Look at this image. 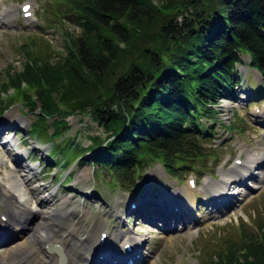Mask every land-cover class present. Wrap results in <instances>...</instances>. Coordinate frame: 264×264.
<instances>
[{
    "label": "trees",
    "instance_id": "trees-1",
    "mask_svg": "<svg viewBox=\"0 0 264 264\" xmlns=\"http://www.w3.org/2000/svg\"><path fill=\"white\" fill-rule=\"evenodd\" d=\"M67 3V18L80 31L66 33L65 52L34 55L24 45L22 68L0 86V112L20 97L34 113L30 136L54 140L74 114L102 128L104 137L90 136L85 147L53 143L52 157L65 151V165L90 162L126 189L154 161L177 178L212 155L202 145L210 127L201 120L214 121L211 106L235 98L241 53L264 85V0ZM9 86L15 99L1 96ZM206 264H264V226L243 232Z\"/></svg>",
    "mask_w": 264,
    "mask_h": 264
},
{
    "label": "rangeland",
    "instance_id": "rangeland-1",
    "mask_svg": "<svg viewBox=\"0 0 264 264\" xmlns=\"http://www.w3.org/2000/svg\"><path fill=\"white\" fill-rule=\"evenodd\" d=\"M25 3L31 5L30 10L33 16L29 19L21 18L20 6ZM67 8H69L67 0H0L1 21H4L5 13L3 11L8 9L16 11L13 14L15 20L12 23L1 24L0 21V86L10 75L8 72L12 74L22 68L26 59L24 45L28 46L34 55L57 56L65 52L66 36L76 37L80 31L77 25L68 20ZM236 81V101L230 100V98H221L216 105L211 106L215 111V118L209 135L202 139V145L212 155L201 163L200 168L196 162L189 163L192 169L182 170L181 174L178 171V176L175 178V176L165 174L160 165L155 163L151 167H147V170L142 172L141 178H138L137 184L139 185L157 184L155 187L158 191L156 192L153 188L151 193L152 195L160 194V197L157 198L159 202L173 198L179 200L180 205L189 206L190 202L188 203L181 194L190 195L194 202L199 198L203 199L207 194L206 191L220 190L224 179L228 185L231 184L228 179L233 178L234 173L244 170L241 166L236 165L238 160L246 161L247 164L251 157L264 153V128L258 121L260 118L256 117L263 114L261 112L264 111V95L258 96L257 94L256 98L249 97L252 93H257L256 90L264 92V85H261L260 76L250 71L249 66L239 67L238 64ZM6 89L7 92L1 95L4 98L11 96L15 99L19 96L13 87L9 86ZM246 97L250 99L244 100ZM35 103L37 104V101ZM1 116L0 184L9 188L8 176L9 173H12V178L16 183V186L12 188L13 191L15 190L14 194L16 193L14 198L18 202H22L25 197L28 198V205H30L28 210L30 212L40 208L37 206L36 199L43 198L49 201V204L45 205V208L43 207L45 211L62 207L70 209L65 224L61 223V226L84 225L76 230L73 237L76 241L88 239L91 248L96 243L95 239L100 229L110 225V239L115 233L119 235L124 230L121 235L123 238L128 229L146 235L139 236L146 239V246L144 247L148 259L145 260L143 257L137 264H206L209 256L229 248L231 243L238 241L243 232L244 234L254 232L258 225L264 226V166L256 168L260 175L258 181H250L256 187L247 194H241L234 208L228 212H226L228 209L223 210L217 216H215L214 211L209 209L206 214H204L205 210L199 209L197 212L199 215H204L201 219L203 221H200V217L194 216L193 219L199 224L192 229L168 230V227L180 225L186 218H172L162 210L154 209L151 211L149 207L141 208L138 213L130 215L129 224L120 226L121 222L116 216L123 211L125 216L126 206L133 201L131 197L128 200L129 194L132 193L135 196L145 191L140 190L139 192L134 188L132 191L126 192L123 190L124 188L118 187L113 182L109 183V177L105 173L96 174V166L90 162L74 161L68 165L59 166L57 161L64 159L65 151L53 156L54 160H57V164L46 165V162L52 157V149H55L57 143L62 146L69 142H78L85 147L89 144L90 136L102 135L104 137L102 128L92 121L90 116L79 114L69 116L67 118L68 129L61 136L52 139L50 148L45 143L51 139H34V136L27 135L26 132L35 120V115L22 102L14 103ZM202 123L205 126L209 125V122L204 118H202ZM48 127L49 133L52 132V128ZM9 138H12L13 143L6 145L10 151L7 152L4 143ZM53 143L55 144L52 145ZM16 151L29 153V156L21 161V165L27 167L25 166L26 161L32 159L33 170L28 171L29 169L25 168V171L20 169L18 173L12 172L15 167L13 158L18 155L11 157V154L16 153ZM234 165L237 168H231ZM230 168L235 169V171H231ZM147 174L148 178L146 177ZM23 176L31 177L33 181L26 185ZM190 179L196 182L194 188L188 184ZM207 182L209 185L205 188L206 191H203L202 186ZM42 187L45 190L39 193L37 198H32L29 190L35 188L42 190ZM233 188H235L234 191L245 192L241 185H234ZM52 195L54 198L50 202L49 199ZM0 197V214H6L8 208L3 203L5 196L0 195ZM135 197L138 199L137 196ZM166 204H169V201L165 202ZM30 216L33 223L31 228L37 227V230L44 228L41 225L43 217L39 218L40 216L35 212H32ZM78 218H82L83 223H80ZM48 220L50 223L54 222L51 218ZM6 222L10 223V220L7 219ZM27 223H30V219L27 220ZM54 228L58 229L55 225ZM11 230L13 233L16 232L13 225ZM31 233L32 230L27 232V234ZM18 238L20 237H12L8 244H5L9 240L7 236L2 238L5 241L0 243L1 254L8 247L15 246L14 243ZM120 241V239L117 241L118 247ZM82 252L83 260V255L90 253V249H85ZM97 255L95 259L98 258ZM109 259L112 260L111 257ZM101 263L105 264V261H101Z\"/></svg>",
    "mask_w": 264,
    "mask_h": 264
},
{
    "label": "bare ground",
    "instance_id": "bare-ground-1",
    "mask_svg": "<svg viewBox=\"0 0 264 264\" xmlns=\"http://www.w3.org/2000/svg\"><path fill=\"white\" fill-rule=\"evenodd\" d=\"M3 12L5 13L4 21L0 20L1 24L7 23V22L12 23L14 20L13 19L14 16L10 12V10L8 9L7 11H3ZM11 157H13V155H11ZM21 158H22L21 155H18L13 158L15 162V167L12 170V172L18 173L20 172V169L25 171V169H23L22 165L20 164ZM256 162L258 163L260 167L264 166V153H262L259 156L251 157L248 160L247 164H246V161H243V164L241 165V167L244 168V171L246 172V171H249L252 168L251 165L255 164ZM30 170H32V168H29L28 171ZM230 170L235 171V169L232 170L231 168ZM12 176L13 174L9 173V176H8V180L10 182L9 188L5 187V185L3 184H0V195L5 196L3 203L8 208V211L6 212V214L1 213L0 217L1 215H6L7 216L6 220L7 219L10 220V223L6 222V220L4 222L0 221V243H3L5 241V239H2V238H5V236H7V239L9 238L12 239V237L11 236L9 237V234H8L10 233V231L1 233L3 229V225H5L6 227L7 225L12 224V222L14 223V227L16 228L15 231L18 232V233H15L14 235H17V237H20V238H18L17 241L14 243L15 246L8 247L7 249H5V251L2 254L0 252V264H57V258H58L57 252L55 250H48L45 247L47 244H56L58 246V249L64 259L63 264H101V261H105V264H111L112 261H115V263L117 264L121 262L123 260L124 255L128 253V252H124L123 249H120L118 247L117 241H119V239L123 241L126 238L127 240L122 244V246L128 242H131V250L133 251H137V249L140 248L143 245V243L146 241L145 238L143 239L140 236L137 238H132L130 235L128 236L125 235L122 238L121 235H118V233H115L111 239L108 238L107 236L106 240H108V242L106 246L97 245L96 247H94L93 245V247L91 248L90 241L88 239L84 241L81 239L79 241H76L73 236L75 235L76 230L79 229L80 226L83 227L84 225L77 226L75 224V225H68L66 227L61 226V223L65 224L66 217L68 216V214H70L68 212L70 211V209H65L64 207H62V208H54L51 211H48V210L45 211L43 207L45 208L46 207L45 205H48L49 201L43 198V199H36L37 206H39L40 208L34 211L31 210L30 212L28 210L29 207L26 206V204H28V198L25 197V199H23L24 201L23 204H20L19 202L15 201L14 196L16 193L14 194V191L12 190V188L16 186L15 185L16 183H14L15 181L12 178ZM23 178H24V184L26 185H28L30 182L33 181L32 178L28 176H23ZM241 179L242 178H238L237 181H240ZM205 186L207 187V184H205ZM226 186L228 188L230 184L229 185L227 184ZM41 189L42 190L35 188V189H30V190L28 189V190H29V194L31 195V197L35 199L37 198L39 193L45 190V188L43 187ZM220 197H221V203L231 198V196H228L227 194H223ZM53 198L54 197L52 195L49 199L50 202L53 200ZM137 198L138 199H133V200L137 205L141 206L142 203L144 202V199H143L144 194L139 195ZM167 201H170V200H166L165 202ZM165 202L163 201L159 202V200L156 199L151 204V206L156 205V204L165 205ZM185 203L187 204V202ZM160 205H157V207H152L150 208V210L153 211L154 209H156L157 211L162 210L164 212L163 207H161ZM144 206L145 205H143L142 207ZM186 206L187 205L182 206L183 209ZM32 212H35L38 216H40L39 218L43 217L41 219V225L44 228H40L39 230H37V227L31 228L30 226L33 225V223L31 222V223H28V225H26V228L23 229V232H22V229L18 230V228L20 227L23 228L22 227L23 223H25L26 220L29 219V216L32 214ZM48 218H51L54 222L50 223ZM78 221L80 223H83L82 218H78ZM54 225L58 227V229L54 228ZM170 228L171 227H168L167 229L169 230ZM189 228H190L189 226L186 227V229H189ZM29 230H32L31 234H27ZM98 240L97 242H99ZM85 249L86 250L90 249L91 254L85 253L83 255V260H82V253H83L82 251ZM96 255L97 257L101 256V259L99 258L95 259ZM109 257H111L112 260H110ZM143 257L144 256L141 254L137 256L135 258L136 263L141 261Z\"/></svg>",
    "mask_w": 264,
    "mask_h": 264
}]
</instances>
